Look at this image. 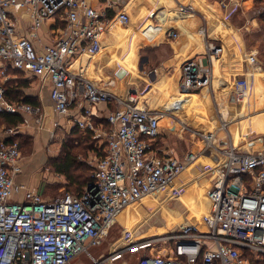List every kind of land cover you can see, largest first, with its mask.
<instances>
[{"label":"built area","instance_id":"2783aa9c","mask_svg":"<svg viewBox=\"0 0 264 264\" xmlns=\"http://www.w3.org/2000/svg\"><path fill=\"white\" fill-rule=\"evenodd\" d=\"M91 1L0 0V112L32 114L41 128V108L9 100L7 82L11 69L49 77L56 110L66 115L83 97L87 104L75 118L76 125L104 141L93 179L80 196L66 192L45 199L17 181L24 156L19 141L8 138L21 132L25 124L6 129L0 141V264H73L130 205L161 190L168 197L182 194L181 176L202 153L189 152L181 159L156 146L164 111L135 105L74 71L79 56L100 49L110 21ZM59 19L66 22L65 27H56ZM223 51L222 45L207 39L203 51L184 62L181 90L210 86L214 78L211 62ZM247 60L249 69L256 70L258 51L252 50ZM251 85L248 76L234 80L237 100L249 94ZM102 101L115 107L107 115L108 125L96 126L93 108ZM218 131L211 132L213 142H205L202 149L216 150L221 171L207 190L210 202L202 216L203 228L188 224L173 233L141 238L121 246L120 251L114 248L103 260L91 255L94 264L112 262L129 250L157 243L173 245L166 254L152 250L142 255L137 264H264V151L241 150L237 144L242 141L235 144L229 131L228 141L221 143L216 140ZM202 136L208 140L209 135ZM17 194L23 198H15ZM132 234L127 230L124 238L130 240Z\"/></svg>","mask_w":264,"mask_h":264},{"label":"crops","instance_id":"0c3cea01","mask_svg":"<svg viewBox=\"0 0 264 264\" xmlns=\"http://www.w3.org/2000/svg\"><path fill=\"white\" fill-rule=\"evenodd\" d=\"M91 4L98 10L105 12L106 15L109 10H114L116 15L113 19H110L107 31L103 36L104 48L102 52L92 60L85 58V55L79 56L73 66L76 73L87 77L98 87L120 93L131 103L150 110L160 109L150 103L151 100L146 99L147 96L151 97L153 95L151 98H157L158 94H161L162 100H160V103L162 104L159 107L162 110L171 111L174 115L178 114L185 119L199 118L201 119L200 125H208V112L211 107L206 102L208 98L212 99L215 109L218 110L219 124L227 120L223 111L220 110L223 109L220 104L221 101H224L226 107H232L231 112H234L231 114L232 117L236 115V118L241 120L240 130L243 126L244 129L246 127L248 130L249 125H252V120L257 122L264 119V113L257 109V102L260 101H257V98L263 96L257 94L258 96L256 95L254 100L251 99L255 82H258L259 87L261 86V91L264 90V29H262L263 27L260 29L259 22L262 20L257 15V10L260 9L263 3L258 0H92ZM233 5H237L239 10L230 18L228 17V11ZM121 13H123L124 18L118 20ZM45 31L46 27L41 33L45 34ZM172 32L178 33V36L174 37ZM207 39L222 45L224 48L223 54L211 62L214 69L213 83L211 86L200 90V93H194L196 95L183 94L181 93L183 64L185 61L198 56V52L203 51ZM124 46L132 47L129 59L117 55V49ZM151 48L154 50L149 55H143L145 49ZM252 50L258 51L259 60L258 67L253 71L249 69L247 60L248 54ZM138 57H142V62H144L139 68L136 66ZM77 61L81 64H89L91 68L102 73L103 78H95L85 73L82 66L75 67ZM116 61L121 64L117 71L107 65L115 64ZM121 67L126 70L123 79L118 78L116 75ZM25 74L30 79L29 86L24 90L25 95L30 96L38 104L35 106L41 108L43 124L41 128H38L35 116L23 113V123L25 125H22L21 133L33 137L36 154H38L36 160L40 159L42 162L59 154L64 139L75 127H79L76 125L75 118L81 115L82 108L87 102L83 97H79L71 106L68 114H60L51 98L52 82L50 78L29 72H25ZM108 75L116 76L120 83L116 84ZM244 76L251 79V91L241 101L236 98L233 104L232 98L235 95L234 80ZM145 86V92L141 93ZM114 107V104L103 101L94 105L93 120L97 119V122L94 120L95 125L105 124L104 120H107L109 111ZM252 107L255 110L252 111ZM240 134L242 133L240 132ZM3 138L4 136H0V141ZM94 138L99 141L102 140ZM57 139H60V142L58 148L54 149L52 148L53 143ZM223 139L221 138L219 142L225 141ZM199 140L202 141L201 138ZM103 143L101 142V145ZM163 150L181 159L190 152H181L172 149L170 146ZM210 150L212 152L209 151V148L202 151V147H199L201 154L207 151L212 153L210 158L216 164L218 154L216 150ZM201 159H198L200 164L203 162ZM191 165L186 169L187 171L185 170L184 176H181L180 181L183 184L184 181L190 180L189 178L196 174L195 163ZM42 179L41 169L35 164L28 166V163L24 160L23 171L18 175L17 181L42 193L45 185H47L42 183ZM193 182L199 183V181ZM210 182L211 180L207 181L204 177L200 180V183L204 184L203 188L208 187ZM15 198L22 199L23 195L17 194ZM206 198L205 208L200 213L208 210L210 200L207 192ZM171 215L173 214L171 213ZM197 218L193 222L201 219V217ZM175 219V221H179L182 217L178 216ZM99 242L95 245L96 247L101 246ZM148 252L150 251L137 250L132 254L138 257L141 253L143 255ZM155 252L166 254L167 250H156ZM81 256L76 260L84 262L85 258L81 261Z\"/></svg>","mask_w":264,"mask_h":264},{"label":"rangeland","instance_id":"374dc122","mask_svg":"<svg viewBox=\"0 0 264 264\" xmlns=\"http://www.w3.org/2000/svg\"><path fill=\"white\" fill-rule=\"evenodd\" d=\"M264 1V0H263ZM264 6V4L262 5ZM232 8L228 11V17H232L233 14L238 12L239 7H236V5L231 6ZM260 10H263L262 8L257 10V15L260 16L261 20L259 23L260 29H264V19L260 15ZM263 14V13H262ZM227 17V18H228ZM229 18V19H230ZM23 29L25 31V34L27 33V26L26 22H22ZM108 41V40H107ZM108 50V49H107ZM135 51V49H133ZM99 51V50H98ZM107 52V51H106ZM132 47L131 46H124L117 49V55L121 56L122 58L131 57ZM146 54V52H143V55ZM142 56V54H141ZM120 62L116 61L115 64H107L110 68L113 70H116L120 67ZM137 68L144 63L142 62V57L137 58ZM143 65V64H142ZM120 79H123V77L118 76ZM212 85V84H211ZM210 85V86H211ZM261 85V84H260ZM146 86L141 90V93L145 92ZM254 92L252 93L251 99L254 100L257 94L263 96L258 97L257 102L258 106L257 109H259L261 112L264 113V90L261 91V86L259 87L258 82H255L254 84ZM200 90L197 91H191V92H184L181 90V93L183 94H194V93H200ZM202 92V91H201ZM151 94V93H150ZM161 94H158V97L151 98L150 96H147L146 99L151 100L150 103H152L154 106H156L157 109L162 110L159 105L160 100H162ZM196 95V94H194ZM258 96V95H257ZM232 103L234 104L236 101V95H233ZM164 100V99H163ZM206 102L211 106L210 110L208 112L209 118H208V125H200L199 118H183L178 114H173V112L164 111V116L161 119L162 122V129L161 133L156 141V144L158 143V147H161L162 149H165L167 146H170L172 149H177L179 151L183 152H193V151H199V147L205 148V138H203V134L210 135L212 130L216 131L219 129V133L217 135V141H219L221 138H224L223 143L228 141L229 134L232 135V139L234 140V143H242L237 144L241 150L245 151H264V119L261 121H253L252 125L250 124L248 127V130L242 127L240 130L239 124L241 123V120L239 118H236V115L231 116L234 112L231 108H227L226 110L220 109L223 111L224 116L227 118L226 121H222L221 123L226 122V126L222 127L223 124L218 123V114L217 109H215V105L212 101V99L208 98ZM253 103L251 104V106ZM255 110V108L252 107V111ZM222 113V112H221ZM184 114V111H183ZM218 115V116H217ZM221 117V116H220ZM219 117V118H220ZM240 117V115H239ZM256 122V123H254ZM261 123V124H260ZM204 124V123H203ZM242 124V123H241ZM259 124V125H257ZM220 125V126H219ZM218 127V128H217ZM7 127L3 121L0 119V136L5 135ZM215 128H217L215 130ZM227 129V130H226ZM201 131V132H200ZM203 131V132H202ZM240 132L242 134H240ZM240 135H239V134ZM198 134V135H197ZM70 134H68L69 136ZM67 136V137H68ZM73 138V143L75 144L74 151L77 154V158L79 162L83 163L85 167H89L91 171L94 173L95 169V162H96V156L101 152V150L104 147L101 145V142L97 139L94 140L93 147L94 148H88L86 147V140L83 137L81 131L79 130L78 133H75L71 136ZM198 137V138H197ZM196 138V139H195ZM199 138L202 139V141L199 140ZM60 142V139H57L53 144L54 146L52 148H58V144ZM253 143V144H252ZM236 144V143H235ZM205 145V146H204ZM22 153L24 156V160L28 163V166H33L34 164L41 169L42 172V183L47 185H57L60 186L58 189H56V194L60 195L63 192L72 191L69 188L68 180L65 176L57 173L53 166L49 164V158L46 159V161H42L38 159V154L35 149V140H33L32 144L29 143H22ZM209 148V151L212 152ZM209 151L205 152L204 154H200L198 159L203 160L202 164H200V161L198 160L195 162V172L194 176L189 178L190 180L184 181L185 184V191L182 194H178L175 196H167L165 194V190L160 192L158 195L154 197H149L147 199H144L142 202L136 203L133 206H130L127 210H125L123 216L120 218V222L114 227L112 232L109 230L104 232L100 238V245L99 247H94L91 251V254L95 259L97 260H103L104 258L108 257L111 251L115 248L118 251L121 250V246H125L126 244L129 245L132 241H136L141 238H146L149 236L162 234L166 235L168 233H173L177 230L178 224L185 222V221H194L197 217H201L203 213H200V211L205 208V199L206 198V192L208 188H210L211 184H213L214 181L217 180V178L220 175V168L217 164L211 160L210 156L212 153ZM202 155V156H201ZM193 165V164H192ZM191 165V166H192ZM190 167V166H189ZM188 167V168H189ZM207 169L205 170V168ZM187 171V170H186ZM185 171V172H186ZM184 172V173H185ZM184 173L182 174V177L184 176ZM206 178L207 181L211 180L210 184H208V187L204 184L200 183V180L202 178ZM193 181H199L194 183ZM180 183V182H179ZM203 183V182H202ZM74 187L72 186L71 189ZM207 189V190H206ZM53 193V192H52ZM51 195V194H50ZM45 196H49V194H45ZM53 196V195H52ZM171 213L173 215H171ZM178 216L182 217L181 220L175 221ZM198 219V218H197ZM115 223V222H114ZM198 228L202 229L203 225L202 222L198 221L194 223ZM133 226H137L133 229ZM129 230L131 231L132 237L130 240H126L124 238L125 232ZM131 235V234H130ZM126 240V241H125ZM156 246L150 247V248H143V249H134L133 251L129 250L125 254H122V256L116 257L112 262H106L105 264H137L138 260L142 256L132 254V252L137 250H147V251H162L167 250L171 248L173 243H157ZM131 252V253H129ZM149 253V252H148ZM144 255V254H143ZM85 258L84 262H80L75 260L73 264H94L93 259L90 257H87L86 254L81 256L82 259Z\"/></svg>","mask_w":264,"mask_h":264},{"label":"trees","instance_id":"16d2710c","mask_svg":"<svg viewBox=\"0 0 264 264\" xmlns=\"http://www.w3.org/2000/svg\"><path fill=\"white\" fill-rule=\"evenodd\" d=\"M259 2L264 4L263 0H258ZM263 10H260L261 16L264 19V6H261ZM263 13V14H262ZM116 15V12L114 10H109L107 12V18L113 19ZM56 27H65L66 22L61 21L60 19L57 20V23L55 24ZM154 49H145L146 52L145 55H149L150 52H152ZM11 78L7 82V92L6 96L9 100L13 102H26L29 104L38 105L36 101L30 98V96L25 95V88L29 86L30 79L27 78L24 71L11 69ZM0 119L3 121V123L7 127H16L19 123L24 122V115L23 113H2L0 112ZM95 122H97L96 118L94 119ZM105 125H108V121L104 120ZM79 130L81 131L83 137L86 140V147L88 148H94V140L93 132L91 130H83L79 127H75L73 131L70 133L68 137L64 139V142L61 147V151L57 156L50 157L49 164L53 166L55 171L63 176H65L69 183V189L72 191H67L69 193H72L73 195L80 196L85 186L88 182H90L93 179V172L89 167H85V165L81 162H79L77 158V154L74 151L75 144L73 143V138L71 137L75 133H78ZM11 140H18L20 143V147L22 148V143H33V137L29 136L25 133L18 132L15 136L12 138H8ZM158 146L159 144H155ZM74 187L71 189V187ZM60 186L57 185H45L43 192L41 193L45 199H53L59 195L56 193V189H58ZM53 192V193H52ZM66 192H63L64 194ZM45 194H49V196H45ZM51 194V195H50ZM60 194V195H62ZM53 195V196H52Z\"/></svg>","mask_w":264,"mask_h":264},{"label":"bare ground","instance_id":"6f19581e","mask_svg":"<svg viewBox=\"0 0 264 264\" xmlns=\"http://www.w3.org/2000/svg\"><path fill=\"white\" fill-rule=\"evenodd\" d=\"M123 18H124V15H123V13H121L120 15H119V17H118V20H123ZM103 39V38H102ZM101 42H102V40H101ZM103 48H104V43L102 42V47H101V49L99 50V51H97L96 53H91V54H85V58H88V60H92L94 57H96V56H98L101 52H102V50H103ZM79 67V66H82V68H83V70H84V72L85 73H87V74H90L91 76H93V77H95V78H99V79H102L103 78V75H102V73H100V72H98V71H96V70H94L93 68H91L90 67V65L89 64H86V63H84V64H81V62H79V61H77V63L75 64V67ZM110 78H112V80L117 84V83H120L119 82V79L116 77V76H114V75H108ZM220 104H221V106H222V108H223V110H226L228 107H226V105H225V103H224V101H221L220 102ZM208 137V140H206L205 142L206 143H208V144H211L212 142H213V139H212V136H207ZM161 191H163V190H161ZM160 191V192H161ZM159 193V192H158ZM154 195H156V194H154ZM151 196H153V195H151ZM147 197H149V196H147ZM146 198V197H145ZM136 204V203H135ZM132 205H134V204H132ZM131 206V205H130ZM129 206V207H130ZM128 208V207H127ZM126 208V209H127ZM125 209V210H126ZM125 210L122 212V213H120L119 215H117L116 216V220H115V223L109 228V231L110 232H112V230L114 229V227L120 222V218H121V216L123 215V213L125 212ZM207 211H204V212H202L203 214L204 213H206ZM203 214H202V216H203ZM202 216H201V219L198 221V223L199 222H202ZM197 222V221H196ZM196 222H193V221H191V222H182V223H179L178 225V228H177V230H179V229H181V228H183V227H185V226H187L188 224H194V223H196ZM90 252V253H89ZM89 252H87V253H85L88 257H91V251H89Z\"/></svg>","mask_w":264,"mask_h":264},{"label":"water","instance_id":"95a60500","mask_svg":"<svg viewBox=\"0 0 264 264\" xmlns=\"http://www.w3.org/2000/svg\"><path fill=\"white\" fill-rule=\"evenodd\" d=\"M125 73H126V70H125L123 67H121V68L118 70V72H117L118 76H120V77L125 76ZM200 132H201V131H200ZM202 132H203V131H202Z\"/></svg>","mask_w":264,"mask_h":264}]
</instances>
